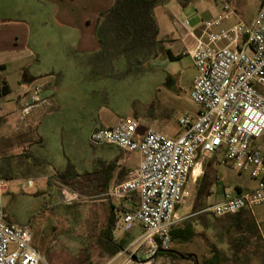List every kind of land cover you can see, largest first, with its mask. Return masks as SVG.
<instances>
[{"label":"built area","instance_id":"obj_1","mask_svg":"<svg viewBox=\"0 0 264 264\" xmlns=\"http://www.w3.org/2000/svg\"><path fill=\"white\" fill-rule=\"evenodd\" d=\"M214 1L221 6L217 16L199 26L189 20L183 23L193 40L183 55L191 57L198 72L191 96L199 111L180 119L181 134L170 137L155 129L142 132L143 121L135 118L119 120L92 134L94 143L140 155L138 168L105 197L125 200L136 195L138 207L123 211L116 227L128 233L139 226L143 234L108 264H147L137 254L143 246L160 258L172 250V232L183 221L179 208L191 198L198 181L195 168L208 155L222 156L224 165L249 175L256 187L226 192L206 212L221 218L242 210L253 213L256 206L264 205V148L255 144L264 137V4L251 22L238 19L233 23L239 15L231 2ZM29 94L21 122L47 102L41 86ZM12 181L0 178V264H41L33 226L6 219L4 196ZM34 186V179H27L22 189ZM62 193L65 199L81 198L67 187Z\"/></svg>","mask_w":264,"mask_h":264},{"label":"rangeland","instance_id":"obj_2","mask_svg":"<svg viewBox=\"0 0 264 264\" xmlns=\"http://www.w3.org/2000/svg\"><path fill=\"white\" fill-rule=\"evenodd\" d=\"M244 1L242 19L249 21L258 13L257 0ZM220 12L221 6L214 0H195L186 6L171 0L167 7L157 8V20L161 37L165 39L166 51L152 61L147 70L132 72L129 92L125 94L123 108L120 109L126 119H142L143 127H153L170 137L181 133L180 119L199 110L191 96L198 72L191 57L183 55L193 40L187 36L183 23L189 20L195 26ZM167 50H171L176 58H170ZM38 84L35 82L26 87L28 91L25 94L17 92L13 95V108L7 116L4 111L10 105L4 100L0 101V178L13 180L9 183V192L4 196L5 208L20 225L33 226L34 245L43 257L41 264H108L112 257L107 253L104 242L112 201L101 196L103 193H91L87 188L83 190L78 182L65 185L53 181L54 184L49 186L48 180L54 179V176L39 162L47 159L45 155L56 161L61 144L47 138L46 146L41 147L40 143L32 142L37 125L27 119L26 122L19 121V107L30 99L29 92L40 86ZM126 88L128 91V86ZM152 113L158 117L159 123L151 119ZM164 114L168 115L166 122H162ZM24 138L28 142L18 144L17 141ZM255 144L264 148V137ZM77 146L80 154H92L93 146L84 139ZM62 149L71 154L66 143ZM30 152L33 159H29ZM207 157L212 160L219 175L212 186L213 193L199 199L200 185H195L187 205L181 206L179 212L183 217L193 213L196 215L186 218L177 226L183 229L189 224L193 226L195 235L189 241L174 240L172 243V250L186 255L188 259L178 260L167 255L150 259L152 254L147 246H143L137 254L142 260H148L147 264H203L214 256L215 248L222 253L220 264H264V205L256 206L253 213L242 212L221 218L205 211L219 201L220 191L235 190L242 178L251 183L253 181L247 174L241 176L231 166L224 165L222 156ZM73 160L79 164L81 158L75 157ZM133 160L139 161L138 153L133 154ZM41 175L46 176L47 180ZM27 179H34L35 187L23 190L22 184ZM63 187L79 193L81 198L65 199ZM38 190H42V193L35 195ZM113 202L117 206L119 200L113 199ZM34 215H38L36 219H32ZM116 217L118 221L121 220L122 212L119 209ZM254 224L257 230L251 233L248 230ZM142 234L139 226L128 233L116 227L113 236L117 242L124 240L125 248H128Z\"/></svg>","mask_w":264,"mask_h":264},{"label":"crops","instance_id":"obj_3","mask_svg":"<svg viewBox=\"0 0 264 264\" xmlns=\"http://www.w3.org/2000/svg\"><path fill=\"white\" fill-rule=\"evenodd\" d=\"M230 2L239 15L233 22L243 20L246 1ZM114 3L115 0H0V94L4 89L8 91L6 95L0 96V101L4 100L10 105L4 113L6 116L11 113L15 93L25 94L28 91L26 87L39 82L42 96L47 102L34 108L26 118L37 125L36 136L32 135L35 140L32 142L44 147L47 138H50L61 144L56 161L45 155L47 159L39 163L46 166V171L54 179L57 173L64 172L70 164L80 175L99 173L98 179L107 189L101 196L127 180L129 173L138 168L140 161V155L139 161L133 160V154L138 152L127 153L118 146L94 143L91 139L98 128L112 127L119 120H127L120 109L123 108L125 94L129 92L133 71L128 69L124 61L116 64L103 55L96 38L100 15ZM263 4L264 0H257L258 11ZM254 18L243 21L249 23ZM200 24L198 22L195 26ZM160 39L165 40L161 37V29ZM22 107H19V121ZM167 116L164 114L162 122L168 121ZM152 118L159 123L154 113ZM26 119L22 122H26ZM148 129L154 128L141 126L142 132ZM83 139L93 146L92 154L79 153L77 143ZM17 142L24 144L28 141L24 138ZM64 143L68 145L71 154L62 149ZM75 157L81 158L79 164L73 160ZM31 158H34L32 153L29 156ZM196 169L199 174H196ZM208 174L214 178L219 177L212 160L207 157L199 160L195 168L197 183L200 185ZM41 177L47 180L46 176ZM96 178L90 189L99 182ZM80 180L78 177L76 181ZM253 183L242 178L231 192L253 190L256 182ZM225 192L220 191L219 200ZM40 193L42 190H38L35 195ZM212 193L211 188L209 194ZM107 198L112 201L111 206L116 214L118 209L123 212L138 207L136 195L119 200L117 206L113 202L115 198ZM5 213L9 223L19 224L6 208ZM193 215L196 213L181 217L184 221Z\"/></svg>","mask_w":264,"mask_h":264},{"label":"trees","instance_id":"obj_4","mask_svg":"<svg viewBox=\"0 0 264 264\" xmlns=\"http://www.w3.org/2000/svg\"><path fill=\"white\" fill-rule=\"evenodd\" d=\"M171 0H115L114 5L103 12L98 20L96 28V38L101 45V53L109 58L110 61H124L126 66L131 71L147 70L150 63L158 59L165 51L164 41L160 39V26L157 20L156 9L168 5ZM181 5L186 6L195 0H177ZM230 1V0H229ZM170 58L174 59L171 50H167ZM7 89L0 94L6 95ZM216 158V156H215ZM99 173L78 174L75 167L70 164L64 172H59L56 178L48 181L49 186L54 182L65 185H72L78 182L83 190H89L91 184L94 185V178L99 182L92 186L91 193H105L107 189L101 185L98 179ZM80 177V181H76ZM93 177V178H92ZM92 178V179H91ZM218 178L206 175L200 183L198 189L199 199H203L209 194L215 181ZM54 181V182H53ZM94 182V183H93ZM202 202V201H201ZM249 212L242 210L235 214ZM251 213V212H249ZM232 214V215H235ZM38 215H34L32 219H36ZM117 217L112 206V212L109 218L108 227L105 230V249L107 253L114 257L126 247V242L123 240L117 242L114 239L113 233L117 225ZM185 228H175L172 232L173 240L189 241L195 235L193 226L187 224ZM249 232L253 233L257 230V226H250ZM167 256L178 260L188 259L186 255L179 254L173 250L166 253ZM154 259L156 254L151 256ZM193 256L191 255L190 258ZM222 253L218 248H215L214 256L207 259L203 264H220ZM148 260H142L147 262Z\"/></svg>","mask_w":264,"mask_h":264},{"label":"water","instance_id":"obj_5","mask_svg":"<svg viewBox=\"0 0 264 264\" xmlns=\"http://www.w3.org/2000/svg\"><path fill=\"white\" fill-rule=\"evenodd\" d=\"M134 260H135V261H137V260H138V258H137V257H135V258H134Z\"/></svg>","mask_w":264,"mask_h":264},{"label":"bare ground","instance_id":"obj_6","mask_svg":"<svg viewBox=\"0 0 264 264\" xmlns=\"http://www.w3.org/2000/svg\"><path fill=\"white\" fill-rule=\"evenodd\" d=\"M198 167H199V166H198ZM197 173L199 174L200 172H199V171L197 172V169H196V174H197Z\"/></svg>","mask_w":264,"mask_h":264}]
</instances>
